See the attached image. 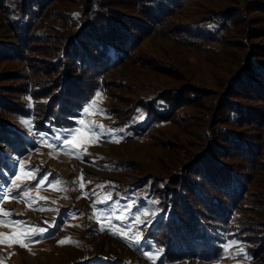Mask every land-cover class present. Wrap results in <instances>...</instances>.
Here are the masks:
<instances>
[{
	"label": "trees",
	"instance_id": "obj_1",
	"mask_svg": "<svg viewBox=\"0 0 264 264\" xmlns=\"http://www.w3.org/2000/svg\"><path fill=\"white\" fill-rule=\"evenodd\" d=\"M195 1L0 0V63L12 66L2 74L15 80L0 84V203L2 186L36 149L37 137L75 127L97 93L115 96L121 87L107 75L118 58H133L148 36L187 31L195 42L246 51L221 90L183 83L112 108L114 131L119 127L128 138L147 134L183 159L163 180H146L148 193L141 196L155 201L158 215L141 241L170 264L216 261L229 243L244 244L252 260L264 253V43H252L264 27L247 17L254 9L264 19V0H232L204 13V27L176 21ZM196 116L214 127L191 149L161 140L164 123L185 127ZM83 264L128 263L97 254Z\"/></svg>",
	"mask_w": 264,
	"mask_h": 264
},
{
	"label": "rangeland",
	"instance_id": "obj_2",
	"mask_svg": "<svg viewBox=\"0 0 264 264\" xmlns=\"http://www.w3.org/2000/svg\"><path fill=\"white\" fill-rule=\"evenodd\" d=\"M232 2L197 0L189 6V12L178 13L175 20L193 21L197 27H204V13L233 5ZM69 5L63 4L64 7ZM243 11L245 9L240 8V15ZM261 16L262 11L254 9L247 15L255 18L253 26L264 27V19L259 20ZM196 38L187 31L176 37L148 36L141 41L133 58L120 57L117 65L109 69L108 79L121 88L115 90L114 97L106 93L94 97L95 105L92 103L89 112L80 119L84 123L79 121L70 128L79 131L72 135L62 131L36 138V149L23 158L12 181L17 176L21 179L2 186L5 196L0 203V220L16 221L47 231L35 237L38 242H26V247L0 243V264H83L97 254L124 259L128 264H170L164 257L156 259L159 252L141 241L146 224L158 215L155 201L141 195L148 193V178L163 180L162 177L178 167L183 159L177 158L180 152L176 157L170 155L166 146L147 134L128 138L125 133L117 132L119 127L114 131L116 124L111 110L114 106H125L130 99L153 97L161 88L183 83H194L214 92L223 89L229 75L239 66L245 48L229 43L222 46L195 42ZM252 43H264V34L253 38ZM11 69L9 63H0V84L15 82L2 74ZM193 118V124L185 127L164 123L161 140H173L176 149L188 146L191 149L202 139L205 129L210 131L214 127V121L212 123L208 118ZM96 126H102V129ZM100 131L104 134L97 135ZM57 136L60 139H56ZM73 136L78 138V146L67 144L61 149L62 141L71 140ZM42 168L47 169L46 172L40 173ZM51 169L55 173L40 185L38 181L43 173L49 177ZM28 172L36 179L26 176ZM25 191L27 196L22 195ZM13 196L18 198L13 199ZM2 210L12 214L5 217ZM102 226L104 230H101ZM13 230L11 225L0 224V233L10 234ZM61 240L72 242L58 243ZM243 245L229 243L225 254L213 262L185 260L176 264H264V253L252 260L244 252ZM241 250L242 255L239 254ZM142 251L153 255L154 261L142 255Z\"/></svg>",
	"mask_w": 264,
	"mask_h": 264
},
{
	"label": "snow or ice",
	"instance_id": "obj_3",
	"mask_svg": "<svg viewBox=\"0 0 264 264\" xmlns=\"http://www.w3.org/2000/svg\"><path fill=\"white\" fill-rule=\"evenodd\" d=\"M96 95H97V97H99V93H97ZM92 103H93V105H95V101H93ZM88 111H89V108L84 109L85 113H88ZM98 111L103 112L102 109H99ZM22 123H29L30 124V121H22ZM83 123H84V121L81 120L80 124H83ZM96 127L102 129V126H96ZM65 131H67L69 133V135H72L73 132L79 131V130L78 129H76V130L66 129ZM96 134L97 135H103L104 133H103V131H100L99 133H96ZM41 135H44V134H41ZM56 139H60V137L57 136ZM116 142H119V141H116ZM67 144H72V145L78 146V138L76 136H73V138L71 140H67V139L63 140L62 144H61V149ZM25 175L30 176L32 179H36V177L34 175H32L31 172L25 173ZM20 179H21L20 176L16 177V180H20ZM47 179H48L47 176L41 177L40 180L38 181V183L40 185H43L47 181ZM16 180H13L12 183L15 184ZM80 186H81V188L84 187L83 184H81ZM9 195L11 196V193H9ZM22 195L27 196L28 195L27 191L23 192ZM108 195L110 196L111 194H108ZM12 198L16 199L18 197L13 196ZM2 211H3V216H5V217H8L12 214L9 210H2ZM0 224H4L5 226L11 225L14 229L10 234L0 233V243L8 244V246H11L13 243H15V244H18L20 247H26L27 246L26 242H29V243L38 242L35 240V237L38 235H42L44 232L47 231V229H45V228H35L31 225L21 224L20 222H16V221L0 220ZM129 227H131V225H129ZM101 230H104L103 226L101 227ZM66 242H72V241L61 240L58 243L64 244ZM239 254L242 255V250ZM142 255L146 256L150 261H154V259H155V257L153 255H150L148 251H142Z\"/></svg>",
	"mask_w": 264,
	"mask_h": 264
}]
</instances>
